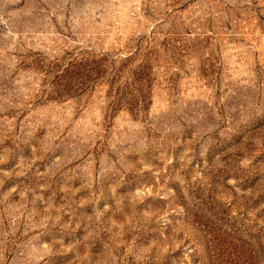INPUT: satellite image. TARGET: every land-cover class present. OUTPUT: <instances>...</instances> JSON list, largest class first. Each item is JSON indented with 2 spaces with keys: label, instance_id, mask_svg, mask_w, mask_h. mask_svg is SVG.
Listing matches in <instances>:
<instances>
[{
  "label": "rangeland",
  "instance_id": "obj_1",
  "mask_svg": "<svg viewBox=\"0 0 264 264\" xmlns=\"http://www.w3.org/2000/svg\"><path fill=\"white\" fill-rule=\"evenodd\" d=\"M0 264H264V0H0Z\"/></svg>",
  "mask_w": 264,
  "mask_h": 264
}]
</instances>
